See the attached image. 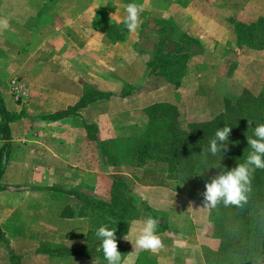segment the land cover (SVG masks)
Here are the masks:
<instances>
[{
  "label": "crops",
  "instance_id": "0c3cea01",
  "mask_svg": "<svg viewBox=\"0 0 264 264\" xmlns=\"http://www.w3.org/2000/svg\"><path fill=\"white\" fill-rule=\"evenodd\" d=\"M125 1L0 0V106L8 130L0 132V264H107L100 241L89 238L111 213L92 216L85 204L109 202L116 179L127 188L117 192L127 193L108 223L121 264H204L203 247L218 240L211 223L188 219L198 202L177 192L175 176L154 174L121 145L143 137L149 107L180 111L201 84L194 61L179 84L148 76L155 32L143 21L127 29ZM174 9L168 11L187 16L200 40L231 54L230 35L198 31V18L187 15L193 6ZM103 142L120 145L105 150ZM79 190L88 192L82 209ZM149 216L159 222L163 245L155 253L134 243Z\"/></svg>",
  "mask_w": 264,
  "mask_h": 264
},
{
  "label": "trees",
  "instance_id": "16d2710c",
  "mask_svg": "<svg viewBox=\"0 0 264 264\" xmlns=\"http://www.w3.org/2000/svg\"><path fill=\"white\" fill-rule=\"evenodd\" d=\"M165 29L161 26L160 30H156L157 35L164 40L157 41L152 49L147 67L148 76L179 84L191 54L189 49L183 48L178 42L166 39L163 36ZM189 39L184 43H190ZM243 94L248 95L247 92ZM2 115L0 106V132L7 134V125L2 121ZM145 116V132L142 138L133 142L132 158L138 164L148 160L164 164L167 171L176 176L177 192L186 193L179 187L182 183L195 199L203 202L205 184L220 171L213 167L219 159L226 170L244 162L250 151L247 137L252 136L255 124L264 123V99L250 96H240L234 101L225 99L221 113L210 121L194 124H183L178 109L168 104L149 107ZM225 125L231 126L228 151L221 158L219 155L203 156L202 149L207 148L217 128ZM4 139H8L7 136ZM117 185L113 184L111 202L127 193L115 191V187L118 191L127 189L123 182L119 181ZM117 205L112 208L113 219H117L114 210ZM209 213L219 239L218 252L223 264H256L258 258L264 260V170L257 169L252 174L251 191L243 206H224L221 203L210 209Z\"/></svg>",
  "mask_w": 264,
  "mask_h": 264
},
{
  "label": "rangeland",
  "instance_id": "374dc122",
  "mask_svg": "<svg viewBox=\"0 0 264 264\" xmlns=\"http://www.w3.org/2000/svg\"><path fill=\"white\" fill-rule=\"evenodd\" d=\"M125 4H135L142 8V11L138 12V21H143L142 24L148 26V31L158 33L156 30H160L162 26V28H166V32L163 34L166 39L174 43L178 42L183 48L189 49L191 58L187 64L194 61L190 69L194 67V64L195 67L200 65L199 74L201 84L198 87L200 93L198 92L199 94L196 97L191 96L186 98L183 107L179 105V118L183 124H194L212 120L223 111L225 99L234 101L240 98V96L242 98L250 96L252 98L261 97L264 99V0H126ZM175 5H178L179 8L188 5L193 6L192 13L187 15L198 18V31L204 32L205 35L207 34L209 36L213 34L218 36L220 34L226 35V33L227 37L230 35L232 41L227 45L231 48L229 51L231 54L227 55L225 47L216 49L210 41L204 42L200 40L194 33V29L192 31L190 28V19L181 14L178 10L179 8L177 9ZM173 6L175 12L178 10V16L176 13L168 11ZM158 8H167L165 15H161L158 12ZM155 33L151 39V51L157 44V41L164 40ZM188 37L193 39V41ZM239 37L241 39L240 41ZM188 39L190 43H184ZM259 47L261 48L258 49ZM256 52L263 53L257 55L255 54ZM187 70L188 67L186 65L185 71L187 72ZM246 92L248 95L243 94ZM11 95L14 99L12 92ZM91 144H93L92 140ZM103 144L105 145V150H110L120 145L117 143L109 144V142H103ZM126 144L131 147L133 146V142L121 143L122 146ZM107 157L110 162H114V159L116 160L117 158L112 155H107ZM123 159L124 162L126 161V164L130 163L128 156ZM146 163L149 165V169L156 175L166 174L169 176L170 174L172 177L175 176L174 173L168 172L167 166L162 163H155L150 160L146 161ZM114 182L117 185V179ZM179 187L181 191H186L183 194L185 197L198 202L196 203V206H198V214L188 215V219L195 220L194 222L198 226L207 222L211 223L214 235L217 238L214 222L210 218V209L205 207L204 201L195 199L189 189L182 183H180ZM115 188V191H117V187ZM79 191L77 193L83 195L84 198H80L77 193H75V197L77 195L78 200L84 201L83 203L81 202L82 209L86 202L88 192ZM89 196L94 197L91 192ZM199 202L202 203L201 206L203 205V219L199 214ZM115 204L117 205V200H112V202L110 200L103 205L101 203L97 204L90 198V201L87 200L85 207L86 210L89 207L90 214L95 216L94 214H97L96 211L99 210L112 213V208ZM79 209L77 211L82 213ZM114 210L117 212V209L114 208ZM158 219L165 220L162 216ZM103 221L106 222V225L110 226L108 223V221H111L110 218L106 216L103 218ZM211 231L212 228L208 230V233H211ZM89 239L93 245L99 241L95 233ZM208 244H210L209 248L203 247L204 250L202 249L204 264H223L220 261L221 257L218 252L219 239L217 241L210 240ZM100 255H103L102 251H100Z\"/></svg>",
  "mask_w": 264,
  "mask_h": 264
},
{
  "label": "clouds",
  "instance_id": "9594fccd",
  "mask_svg": "<svg viewBox=\"0 0 264 264\" xmlns=\"http://www.w3.org/2000/svg\"><path fill=\"white\" fill-rule=\"evenodd\" d=\"M128 13L123 21L129 31H135L138 26V12L142 8L135 4H129L126 8ZM231 126L225 125L217 128L214 136L209 140L206 149H202V155L213 157L220 156L228 151L229 134ZM250 151L243 163L226 170L220 159L213 165L220 169L218 174L205 184L204 205L209 209H214L218 204L224 206H243L247 202L248 193L251 191V177L257 169L264 170V123L255 124L251 137H247ZM158 222L149 216L143 220L142 227L138 229L135 238V246L142 250H150L155 253L160 249L162 241L157 235ZM96 238L100 241L99 250L103 252L107 264H121V253L117 247L116 228L108 225H101L95 232ZM128 240V233L123 237ZM131 242V241H130ZM256 264H264V260L257 259Z\"/></svg>",
  "mask_w": 264,
  "mask_h": 264
},
{
  "label": "built area",
  "instance_id": "2783aa9c",
  "mask_svg": "<svg viewBox=\"0 0 264 264\" xmlns=\"http://www.w3.org/2000/svg\"><path fill=\"white\" fill-rule=\"evenodd\" d=\"M14 92L18 95L19 94V90L17 89L16 86H14Z\"/></svg>",
  "mask_w": 264,
  "mask_h": 264
}]
</instances>
